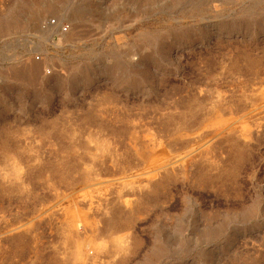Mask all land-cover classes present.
Wrapping results in <instances>:
<instances>
[{
  "label": "rangeland",
  "instance_id": "1",
  "mask_svg": "<svg viewBox=\"0 0 264 264\" xmlns=\"http://www.w3.org/2000/svg\"><path fill=\"white\" fill-rule=\"evenodd\" d=\"M0 264H264V0H0Z\"/></svg>",
  "mask_w": 264,
  "mask_h": 264
},
{
  "label": "built area",
  "instance_id": "2",
  "mask_svg": "<svg viewBox=\"0 0 264 264\" xmlns=\"http://www.w3.org/2000/svg\"><path fill=\"white\" fill-rule=\"evenodd\" d=\"M51 23H54V21H51Z\"/></svg>",
  "mask_w": 264,
  "mask_h": 264
}]
</instances>
